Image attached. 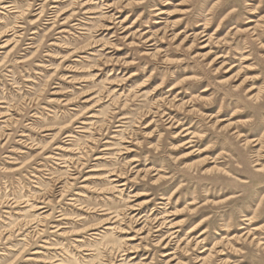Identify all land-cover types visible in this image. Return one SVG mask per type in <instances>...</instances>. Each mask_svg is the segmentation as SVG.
I'll use <instances>...</instances> for the list:
<instances>
[{"label": "rangeland", "instance_id": "obj_1", "mask_svg": "<svg viewBox=\"0 0 264 264\" xmlns=\"http://www.w3.org/2000/svg\"><path fill=\"white\" fill-rule=\"evenodd\" d=\"M0 264H264V0H0Z\"/></svg>", "mask_w": 264, "mask_h": 264}, {"label": "bare ground", "instance_id": "obj_2", "mask_svg": "<svg viewBox=\"0 0 264 264\" xmlns=\"http://www.w3.org/2000/svg\"><path fill=\"white\" fill-rule=\"evenodd\" d=\"M203 37H205V36H203ZM205 41V40H204ZM204 47H207V46H204ZM120 175V174H119ZM158 231H160V230H158Z\"/></svg>", "mask_w": 264, "mask_h": 264}]
</instances>
